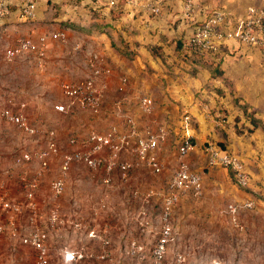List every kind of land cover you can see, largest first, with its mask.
<instances>
[{"label": "rangeland", "instance_id": "1", "mask_svg": "<svg viewBox=\"0 0 264 264\" xmlns=\"http://www.w3.org/2000/svg\"><path fill=\"white\" fill-rule=\"evenodd\" d=\"M7 1L10 9L12 3L10 0ZM150 1L136 0L135 3L125 5L126 15L124 14V17L129 16L130 19L137 20H131L130 25L136 22L139 25L141 22L145 24L149 20L163 19L167 27L174 24L177 27L176 13L180 11L177 3L181 1L162 0L160 14L148 10L146 5ZM45 2L48 4L43 9L44 16L41 14L28 19L41 23V30L38 31L36 38L42 32L52 30L53 25L58 23L61 24L59 29L74 30L75 37L77 31L90 34L96 32V38L99 39L100 44L104 46L105 43L109 44L111 41L112 46L125 57V63L130 65V72L127 75L131 74V80L128 79L125 84L122 82L118 85L120 95L113 100L112 105H116L117 101H120L119 107L126 104L128 100L124 99L125 88L134 86L135 99L131 100V103L137 109L134 114L142 116L143 123L130 120L124 123L134 124L141 128L147 124L146 127L150 130L163 127L167 131V140L161 143L158 150L164 163V170L160 174H155L146 165L138 164L127 181L115 174L113 182L107 184L101 179L102 173L93 172L84 164L73 163L69 171L70 173L75 171L73 172L75 174L67 177L64 194L55 198L51 191V182L59 175L63 155L71 152V150L62 149L58 141L60 153L51 159L50 165L39 177L35 197L30 201L25 196V184L27 180L37 178V171L41 170L40 163L34 160L30 163L17 164L14 157L25 150L35 151L46 146L50 129L40 126L42 128L40 133L28 137L14 125L8 135L11 140L4 142L1 132L9 128L0 121V184H5L6 190L3 192L6 191L8 198L21 204V211L16 216L21 231L29 229V224H31L29 216L34 209L38 214V224L44 227L51 208L59 204L62 224L59 230L49 231V264H66L65 258L72 250L73 244L82 241L84 234H88L87 226L97 227L101 237L107 235L112 239L117 238L124 245H129V240L133 237L138 239L142 237L141 250L145 257L140 263L148 264L159 228L156 226L160 225L159 215L162 210L164 187L179 164L180 157L177 152L179 141L183 136L193 134L195 148L186 156V160L202 176L203 187L199 195L183 194L180 201L170 209L172 241L169 247V258L173 259L178 253H182L184 255L183 264H210L213 261L219 264H264V51L243 45L230 46L218 59V61L222 60L220 66L222 73L216 75L217 77H213L212 71L208 70L207 73L201 72L196 74L197 77H193L192 69L189 70L185 62L181 65V60L176 59L173 64L172 52H166V62L173 66L175 62H178V71L174 67V75L177 78H173V73L167 70V66L166 68L162 66L164 58L155 61L145 51L137 50L135 53V50L132 51L129 45H126V38L123 35L115 37L112 34L109 35L110 38L102 36V33L110 34L116 25L121 28L128 26L127 21L124 20L122 23L121 20L116 22L115 25L110 21L112 17L109 13L111 6L109 0H50ZM197 2L200 11L201 9L207 11L206 7L210 10L239 11L250 4L264 7V0H197ZM171 3H173L174 10L168 8ZM63 13L68 14L73 20H61L59 16ZM168 18L172 20L171 23L167 22ZM184 21L186 28L192 29L191 24L187 25L188 20ZM124 23L127 25L125 26ZM159 26L154 22L152 29H159ZM79 37L83 39L86 36ZM147 42H149L145 43L147 45L153 44L152 41ZM61 43L53 42L49 45L52 44L55 47L54 50L65 49ZM80 50L77 52L81 53L82 50ZM28 55L36 67L37 92H44L42 90L44 86L45 88L48 86V94L57 92L59 86L56 85L51 90L53 87L50 86V82L45 81L46 77L47 80L50 79L48 76L50 67L46 60L40 63L34 53ZM182 58L185 57L182 55ZM3 61L11 62L6 59ZM122 77L124 76L120 75V82ZM63 83L62 81L59 84L62 93ZM9 94L0 92V101L5 102L3 98L11 96ZM148 94L154 102V107L151 113L144 115L139 112L138 100ZM46 95L47 93L40 94L39 101L37 99L32 112L39 113L38 107L47 102ZM50 96L51 103L59 99L57 95L52 97L50 94ZM65 102L70 101L66 98ZM13 103L15 104L14 101ZM156 104L159 107L157 111L160 120L151 116L155 115ZM250 104L259 109L255 115L258 123L257 129L252 124L253 107ZM103 106L104 104L98 112ZM81 108L94 116V111ZM17 110L26 113L24 109ZM1 119L5 121L2 117ZM147 121L149 123H146ZM105 129L107 126L98 130ZM250 129L253 132H250ZM69 134V143L73 145L72 139L76 135ZM210 142L224 145L244 159L251 176L248 189L241 187L227 168L209 165L206 147ZM125 153L127 159L134 160L132 148H127ZM130 155L133 157L130 158ZM29 169L31 173L25 176ZM136 190L152 195H150V206L145 203L155 223L154 229L150 232L138 229V214L144 205L142 199L135 194ZM75 193L78 195L75 196ZM247 199L254 201L252 208L242 207L236 212L229 210L230 203L239 205ZM1 219L4 220V216H1ZM80 220H83L82 229L74 226V222ZM109 222L121 229L119 228L116 234L105 232L104 227L109 226ZM114 262L135 264L132 259ZM0 264H36L35 252L32 248L22 245L19 238H13L7 234L0 240Z\"/></svg>", "mask_w": 264, "mask_h": 264}, {"label": "built area", "instance_id": "2", "mask_svg": "<svg viewBox=\"0 0 264 264\" xmlns=\"http://www.w3.org/2000/svg\"><path fill=\"white\" fill-rule=\"evenodd\" d=\"M21 15L26 19H33L37 14V6L40 0H16ZM119 0H109L114 6ZM126 4L135 3L136 0H125ZM184 6V18L188 20L192 29L183 45L185 56L196 53L209 54L220 58L225 48L232 44L259 48L264 51V7L249 5L242 12L224 9L202 10L197 0H178ZM162 0H151L148 2V10L155 14L162 12ZM10 12L8 1L0 0V18ZM201 15L204 18L201 19ZM66 30L42 33L36 38L29 35L17 39L14 44L4 47L0 55L7 60H12L22 55L34 53L40 63L47 57L50 41H68ZM87 66L89 74L80 80L65 81L62 84L64 96L70 101L57 102L54 108L61 112H67L70 105L77 104L94 112L103 105L104 93L108 87L106 78L113 73L112 66L107 59L99 54L91 53L88 57ZM125 84L128 79L122 77ZM118 106L120 101L115 102ZM139 106L144 114L153 111L154 102L151 97L143 96L139 100ZM0 116L7 122L16 125L27 135H35L41 132V127L33 123L22 111L15 108L11 98L0 101ZM131 121V120H130ZM126 123V122H125ZM111 124L105 130H93L83 138L74 136L72 139L75 149L63 155L59 175L51 182V191L54 197H59L66 190L67 174L73 163L87 166L93 172L102 173L104 183L110 184L115 174L127 181L135 167L139 164L146 165L153 173L160 174L164 170V163L159 155L162 142L167 140V131L160 127L158 130L136 127L134 124ZM46 146L35 151H23L14 157L17 164L30 163L38 160L40 163V174L50 165L51 159L60 153V147L56 131L50 129L48 132ZM130 140L134 144L130 147ZM132 148L134 160L124 158L125 150ZM195 148L193 137L183 136L179 141L177 152L180 157L179 164L170 179L167 181L163 191L162 210L160 212V225L156 232L155 244L148 264H183L184 255L178 253L173 259L169 258V247L172 241V224L169 219L171 207L177 204L185 193L199 195L202 192V176L194 170L186 160V156ZM208 151L209 165L223 166L234 172L237 183L241 186H249L251 182L250 172L246 167L244 159L230 149L223 148L218 144L210 142ZM39 177L27 180L25 184V196L32 201L39 186ZM5 184H0V240L7 234L13 238H19L22 245L32 248L35 252L36 264H49V231H57L62 224V212L58 205H54L44 222V227L38 224L36 209L29 216V229L21 231L18 218L21 204L8 198L3 192ZM135 194L142 199L143 205L138 214V226L142 231L150 232L155 223L149 214L147 206H150L151 193H143L139 190ZM151 195V196H150ZM147 204V206L145 205ZM254 206V201L246 200L243 204L230 203L229 210L236 212L239 208ZM4 216V220L1 219ZM74 226L83 228V220L75 221ZM88 234L91 237H99V232L94 227H89ZM104 249L99 253L80 251L68 252L67 259L72 262H83L92 260L109 261L112 254L109 250V238L103 239ZM138 250L136 238L130 242L129 253L135 255ZM211 264H219L212 262Z\"/></svg>", "mask_w": 264, "mask_h": 264}, {"label": "crops", "instance_id": "3", "mask_svg": "<svg viewBox=\"0 0 264 264\" xmlns=\"http://www.w3.org/2000/svg\"><path fill=\"white\" fill-rule=\"evenodd\" d=\"M45 1H50V0H40L38 2L36 16H39L41 14L44 16L43 9L45 8V5L48 4V2H45ZM10 2L12 3L10 12L7 15L0 18V51L4 47H8L14 44L17 39H20L22 37L29 36V35L36 36L37 33H39L38 31L41 30V27H40L41 23H38V21L37 22L29 21L28 19L24 18L21 15L19 5L16 0H10ZM177 4L180 8L179 13H176L177 14L176 16L178 19L176 20L177 27H175V24L172 26L169 25L167 27L163 19H160L158 21L149 20L145 22V24L143 23L144 25L142 24L141 21L139 25L137 24V22L134 24L136 26L130 25L131 20H135V21L137 20L133 18L130 19L129 16L124 17V14L126 11V8H125L124 13L117 20L111 19L110 21L113 22L115 25L116 22H119L121 20V23H122V21L124 20V21H127L128 26H126L127 24L124 23L126 28L122 27L123 28L122 29L121 26L116 25V27L113 28V31H111L110 34L102 33L103 34L102 36L103 37L106 36L110 38L109 35H112V34L115 35V37L123 35L126 38V43H127L126 45H129V48H131L132 51L135 50V53H137V50L145 51L155 61L160 60V59L163 60L162 58H164V60L162 61L163 68L167 66V70L170 71L171 74L173 73L172 77L177 78V76L174 75V72H175L174 67L176 71H178L179 69L178 62H175V66L166 62L165 53L172 52L171 56H173L172 57L173 64H174V61L178 59L177 61L181 60L180 61L182 63L181 65H183V62H184L182 61L183 59H180V57L178 56V51H179L178 45L180 44L183 47L184 40L187 39L191 31V29L186 28V23L184 21L186 19L184 18V13H183L184 12L183 3L179 2ZM250 5H254V4H250ZM176 6L177 5H175V7ZM178 6H177V9H179ZM246 7L244 6L243 8L239 9V11L240 12L244 11ZM168 8L171 10H174L173 3L169 4ZM206 8L208 10L210 9L208 7ZM109 13H110V10H109ZM59 17L61 20H65V21L68 19L73 20V18H69L70 16L65 13L61 14ZM200 17L201 19L204 18V15H201ZM179 19H181L180 22H179ZM154 22L160 25L159 29L157 28L155 30L152 29ZM167 22L171 23L172 20L168 18ZM189 24L191 23L188 21L187 25ZM60 25L61 24L55 23L53 25L52 30L44 31V32L47 33V32L60 31L62 30V29H59ZM179 30H181L182 32ZM73 31L74 30L67 31L68 38H69L67 42L61 43V41H57V40L50 41V43L60 42L63 46H65V49L61 48V50H54L55 47H53L52 44H51L52 46L51 45L48 46L47 57L45 58V60H46L47 65L50 67L48 71V73H50L48 74L50 79L47 80V77H46L45 81H47V83L50 82V86L53 87L51 88V90L54 89L56 85L59 86L57 92L55 91V92L50 93L52 97L53 95H57L59 98L58 100L54 102L52 101V103L50 101L51 96L50 94H48L49 92L47 88L48 86H46V88L45 86L43 87L42 90L44 92H37V88L35 85L36 84V73H35L36 67L34 65V62L29 59V55L19 56L17 58L9 60L11 62H8V63H5V61H3L5 60V58L0 55V92L7 93V94L10 93L9 95H11V96H6L3 99L7 100L11 98L16 104V105L14 104V106L17 109H22V110L24 109L26 113L24 112L23 113L26 114L29 117V119L33 123L37 124L38 126L47 127L48 129H54L56 131L57 140L60 141V144L62 145V149L64 148V150H71V151H72V148L74 150L75 144L70 145L69 140H68V137L70 135L69 133H71V135L74 134L78 137H85V135H88V133L93 131V129L94 130L103 129L106 126L108 128L111 124H114V123L122 125L124 124V122L128 120H131L132 122L141 123V124L143 123L141 120L142 116L140 115L137 116L134 114L136 113L137 109L135 105L131 103V100L134 101L135 99V96H134L135 90H133V87H134L133 85L125 88L124 99L126 101L128 100L126 104H123L121 107L117 105H112L113 100L116 99L118 95H120L118 92V85L122 83V79H121V82L119 81L120 75L125 76L127 77V79L131 80V74H129V76L127 75V73L130 72L129 70L130 65L125 63V59H124L125 57L122 54H120L119 51L115 47L112 46L111 41H109L110 42L109 44L105 43L104 46L100 44L99 39L96 38V35H97L96 32L90 34V33H83L82 31H77V35L75 37ZM79 36H86V37L88 36V37L87 38L83 37V39H80ZM144 38L146 39L149 38V39L146 40ZM147 41H152L153 44L151 45L145 44V43H149ZM230 46L238 47L237 44H232L226 47L225 49H229ZM79 50L81 51V53L77 52ZM157 52H160L162 55L161 56L158 55ZM91 53H96V54L104 56L113 69V73L110 76H108V78H106L108 87L104 94V103H103L104 106L102 110L100 112H94L93 113L94 116H92L89 112L85 111V109H82L77 104L70 105V109L67 112H61V111L56 110L54 108V104L57 102H61V101L65 102L66 100V97L63 95V93L60 90V85H59L60 82L75 81V80H80V79L85 78L89 74V68L87 66V61ZM60 62L62 63L60 64ZM187 66L189 69L190 66L189 65ZM207 70L211 72L210 69L203 68V69H200L197 72V74H200L201 72L207 73L206 72ZM168 75L171 76L169 73ZM193 77H197V75ZM213 77H217V76H213ZM46 93L47 95L45 96V99L47 102H45L44 105H40V107H38L39 113L36 114L35 112H32L31 110L36 106V101L38 97H40V94H46ZM148 96L151 97L149 94ZM43 100H44V97H43ZM139 100H138V108L140 110L139 112L144 114L140 109ZM250 106L257 108V106H254L252 104H250ZM158 108L159 107H157V104H156V107H155L156 113L154 112L155 115H151L152 118L154 117L156 120L157 119L160 120L158 117L159 116V112L157 111ZM126 117L127 119H125ZM0 121L3 122L6 125V127L9 128V130H5V131L3 130L1 132L4 142H8L11 140V138H9L10 136L8 135L10 134V129L12 130V128L14 127V124L3 121L1 119V116H0ZM146 123H149V121H147ZM146 126H143V128H147ZM25 135L30 137V135H27V134ZM188 135L192 136L193 134H188ZM133 144H134V141L130 140V147ZM127 152H129V150H127ZM129 157L132 158L133 156L130 155ZM126 158H127V154H126ZM73 172L75 171H72V173H70L69 171L67 174V177L70 176V174L71 175L75 174ZM28 173L29 174L31 173L30 169L27 173H25V176L29 175ZM43 173L44 171L40 174V170H38L37 177H40ZM72 179H73V176H72ZM101 179H102V175H101ZM76 193L74 194L75 196L78 195ZM109 224H110L109 226L106 225L104 227L105 232L108 231V232L116 234L118 230L121 229V227H119L120 229L117 228L115 224L112 222H109ZM94 228L97 230V232H99V229L97 227H94ZM138 229L139 231L141 230L139 226H138ZM104 238H109L110 240L109 250L112 254L113 259L109 261L93 260V264H116L114 261L116 262L122 261L123 259H127V260L132 259L133 263L141 264L140 262L145 257L143 256V251L141 250L143 246V245L141 246V244H143L142 237H139V239L135 237L138 241V250L135 256L129 253L130 242L132 239H134V237L129 240V245H124L117 238L112 239L108 237L107 235L104 237H101V236L91 237L89 234H86V233L82 237V241L77 242L76 244H73L72 250L70 252H80V251L91 252L92 251L94 253H99L104 249V245H103ZM91 261L92 260H88V261H83L81 263H78V262L69 261L67 258H65L66 264H90Z\"/></svg>", "mask_w": 264, "mask_h": 264}, {"label": "trees", "instance_id": "4", "mask_svg": "<svg viewBox=\"0 0 264 264\" xmlns=\"http://www.w3.org/2000/svg\"><path fill=\"white\" fill-rule=\"evenodd\" d=\"M125 5H126L125 0H119L114 6H110L109 10H110V14L112 17L111 19L117 20L124 13ZM185 42H186V39L184 40V43ZM178 47H179L178 56L181 57V59H183V61L185 63H187V65L190 66L189 70L192 69L191 74L193 76H195L197 74V72L203 68L210 69L212 71V73L214 74V76L220 75L222 73V71L220 70L222 60L218 61L219 58H217V56H212L209 54H200V53H196V54H193L191 56H185L182 45L179 44ZM157 54L160 56L162 55L160 52H157ZM182 55L185 58H182ZM258 111H259L258 108L253 107V111H252L251 115H252V124H253L254 128L258 127L257 118L255 116L256 112H258ZM249 131L253 132L252 129H250ZM220 146H222L223 148H227L224 145H220ZM227 149H229V148H227ZM228 170L231 171V174H232L233 178L235 179L234 172L231 169H228ZM235 181H236V179H235ZM241 187L248 189L249 186H241Z\"/></svg>", "mask_w": 264, "mask_h": 264}]
</instances>
